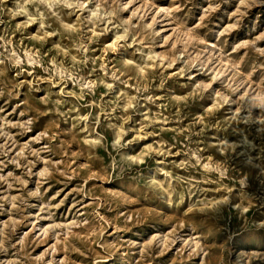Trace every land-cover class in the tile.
Listing matches in <instances>:
<instances>
[{
    "label": "rangeland",
    "instance_id": "rangeland-1",
    "mask_svg": "<svg viewBox=\"0 0 264 264\" xmlns=\"http://www.w3.org/2000/svg\"><path fill=\"white\" fill-rule=\"evenodd\" d=\"M0 264H264V0H0Z\"/></svg>",
    "mask_w": 264,
    "mask_h": 264
},
{
    "label": "bare ground",
    "instance_id": "bare-ground-1",
    "mask_svg": "<svg viewBox=\"0 0 264 264\" xmlns=\"http://www.w3.org/2000/svg\"><path fill=\"white\" fill-rule=\"evenodd\" d=\"M80 86V85H79ZM245 89V88H244Z\"/></svg>",
    "mask_w": 264,
    "mask_h": 264
}]
</instances>
